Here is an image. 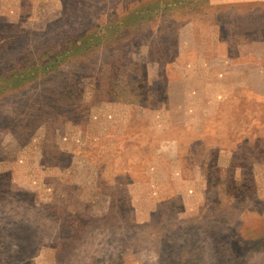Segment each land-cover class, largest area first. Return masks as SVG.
<instances>
[{"label":"rangeland","instance_id":"1","mask_svg":"<svg viewBox=\"0 0 264 264\" xmlns=\"http://www.w3.org/2000/svg\"><path fill=\"white\" fill-rule=\"evenodd\" d=\"M128 1L0 0V70ZM255 1L153 16L126 45L0 95V264H264L228 238L264 221Z\"/></svg>","mask_w":264,"mask_h":264},{"label":"trees","instance_id":"2","mask_svg":"<svg viewBox=\"0 0 264 264\" xmlns=\"http://www.w3.org/2000/svg\"><path fill=\"white\" fill-rule=\"evenodd\" d=\"M212 0H131L125 3L119 13H114L113 18L101 23L85 25L80 24L76 30L62 31L53 38L48 39L42 45L36 58L28 61H19L15 66L0 70V95L6 92L18 91V86L47 77L61 66L72 62L85 61L104 48L118 49L133 38L139 36L147 27L148 21L153 16L159 20L171 11H175L184 5H190L197 12V8L206 10L210 8ZM257 4L264 7V0H256ZM240 7L244 4L239 3ZM238 8V7H237ZM264 213V212H263ZM264 218V217H263ZM260 221L256 222L257 226ZM21 226L17 225L12 241L17 247L22 236L25 237ZM229 240L235 244L244 246L250 252L264 251V221L257 228L233 224L229 230ZM15 250H13L15 252ZM181 251H178L180 254ZM21 253V251H17ZM14 256V255H13ZM177 262H175L176 264Z\"/></svg>","mask_w":264,"mask_h":264}]
</instances>
